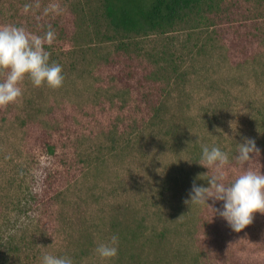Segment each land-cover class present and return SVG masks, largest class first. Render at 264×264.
<instances>
[{
    "label": "rangeland",
    "instance_id": "374dc122",
    "mask_svg": "<svg viewBox=\"0 0 264 264\" xmlns=\"http://www.w3.org/2000/svg\"><path fill=\"white\" fill-rule=\"evenodd\" d=\"M215 1L194 30L142 39L128 58L88 10L80 20L81 0H0V26L54 29L44 47L64 76L58 89L26 77L22 97L0 107V255L10 237L21 249L10 264L46 253L73 264H264V215L235 233L185 203L194 182L216 174L202 145L228 153L227 184L245 170L237 144L251 138L261 153L246 168L264 173V0ZM169 54L182 77L165 86ZM148 93L159 96L155 111ZM113 235L118 255L102 260L95 249Z\"/></svg>",
    "mask_w": 264,
    "mask_h": 264
},
{
    "label": "clouds",
    "instance_id": "9594fccd",
    "mask_svg": "<svg viewBox=\"0 0 264 264\" xmlns=\"http://www.w3.org/2000/svg\"><path fill=\"white\" fill-rule=\"evenodd\" d=\"M29 7L25 5L26 13ZM53 39L51 30L41 37L15 25L0 26V72L6 73L0 81V107L22 97L20 85L26 77L35 87L47 85L58 89L62 86V67L49 63L50 54L44 47L45 43L50 45ZM237 146L235 159L245 170L226 184L224 169L229 164L228 153L219 147L202 145L203 168H213L216 174L207 181L206 187L194 182L185 203L211 208L214 215L218 214L233 232L240 233L252 224L255 214L264 215V173L246 168L248 162L261 153L255 140L244 138V142ZM209 200L222 202V207L215 208L208 203ZM118 244V236L113 235L110 241L99 243L95 252L102 260H111L118 255ZM41 264H73V261L68 256L46 253L41 258Z\"/></svg>",
    "mask_w": 264,
    "mask_h": 264
},
{
    "label": "trees",
    "instance_id": "16d2710c",
    "mask_svg": "<svg viewBox=\"0 0 264 264\" xmlns=\"http://www.w3.org/2000/svg\"><path fill=\"white\" fill-rule=\"evenodd\" d=\"M28 3L35 0H25ZM82 6L76 7V11L81 14L80 20L83 22V16H87L89 11V22L98 29L97 34L103 30V35L111 41L117 42L118 53L123 52L129 58L130 51L137 48L139 41L150 36H166L176 32L182 25H192L191 29L196 28V24L205 21L217 9L215 0H81ZM74 6V5H73ZM92 6V7H90ZM216 8V9H215ZM88 10V11H87ZM208 15V16H207ZM13 17H9L12 19ZM56 25V23H53ZM48 28V27H46ZM55 28V26H52ZM50 30V29H49ZM54 33V29H51ZM174 54L163 55L160 62L166 61L163 75L165 86L171 83L177 84L180 80V74L177 61ZM158 61L155 60L154 63ZM158 78V75L153 76ZM182 77V76H181ZM146 79H149L146 77ZM167 88V87H166ZM146 103L151 111H155V101L159 96L148 93ZM144 101V100H143ZM144 103V102H143ZM158 103L157 105H159ZM45 148L49 155H53L54 145L46 143ZM115 229V227H113ZM128 234L134 235L130 229H126ZM129 240L126 234L120 233ZM0 238V242H1ZM4 243V242H3ZM4 251L0 255V264H10L9 256L20 252L19 244H16L12 237L4 243Z\"/></svg>",
    "mask_w": 264,
    "mask_h": 264
}]
</instances>
